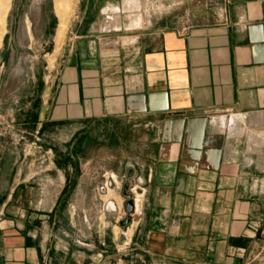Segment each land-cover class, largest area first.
<instances>
[{"label": "crops", "instance_id": "obj_1", "mask_svg": "<svg viewBox=\"0 0 264 264\" xmlns=\"http://www.w3.org/2000/svg\"><path fill=\"white\" fill-rule=\"evenodd\" d=\"M90 1L84 11L101 19L77 37L52 90L0 114V139H22L25 126L66 144L45 151L62 172L45 183L25 171L21 149L0 148V264H241L261 254L264 0H222L218 20L183 29L117 15L142 11L139 0ZM77 161L84 176L89 165L108 170L128 187L121 197L137 200L124 230L93 244L72 236L69 206L86 181L71 195Z\"/></svg>", "mask_w": 264, "mask_h": 264}, {"label": "rangeland", "instance_id": "obj_2", "mask_svg": "<svg viewBox=\"0 0 264 264\" xmlns=\"http://www.w3.org/2000/svg\"><path fill=\"white\" fill-rule=\"evenodd\" d=\"M221 1L139 0L142 11L117 15L122 19L139 17L141 21L150 23L154 27L164 24L168 28L179 26L183 29L218 20L217 14L220 13ZM56 2L57 0H8L6 14L4 13L5 16H3V33L1 32L0 35L1 115H10L11 107L14 108L16 105H22V107L28 105L32 93H41L48 88L52 90L53 80L58 75L71 46L77 41V37L85 33L86 26L90 22L101 19L96 12L84 11V5L90 3V0H62L64 14L62 21L54 7ZM60 20L65 23L61 38L57 35ZM20 130L23 132L22 139H0V148L21 149L24 153L22 163L25 171L32 170L35 177L44 181L43 183L46 179L41 176H49V179L55 181L62 174L57 171L61 169V162L57 164L55 162L57 157H47L45 151L47 149L57 151L66 144L57 137L49 139L38 136L29 127L24 126ZM39 152L40 154L37 155ZM16 158L20 164L19 158ZM3 159L5 164L14 162V156H5ZM104 160L108 162L109 158ZM38 165L44 172H35ZM94 166L89 165L88 172L84 176V168H78V161L76 162L71 195L77 190L74 185L79 179L86 178V181L85 186L79 192L77 191L76 203H71L69 206V209L75 213L72 236L75 238L84 236L89 244H93L95 237L103 238L107 234L110 235L111 230L114 233H121L124 230L119 223L127 216L124 204L131 197L129 192L126 197H121L120 192L123 186L121 179L118 180L113 176L111 180L110 175L114 174ZM107 166L110 165L107 164ZM38 179L35 178L37 181ZM105 181L107 187L103 190L99 189L100 183ZM49 190L52 194H57L61 189L56 186ZM108 199H116L120 209L111 210L107 204ZM83 215H85V221L82 218ZM241 264H264V250L261 254L260 250L253 251Z\"/></svg>", "mask_w": 264, "mask_h": 264}, {"label": "bare ground", "instance_id": "obj_3", "mask_svg": "<svg viewBox=\"0 0 264 264\" xmlns=\"http://www.w3.org/2000/svg\"><path fill=\"white\" fill-rule=\"evenodd\" d=\"M61 3H62V0H57V2H56V6H54L55 7V10H56V13H57V15L61 18V20H62V18H63V16H64V14H63V8H62V6H61ZM54 5H55V3H54ZM7 7H8V0H0V35H1V32H2V28H3V16H5L4 15V13H5V11H6V9H7ZM6 14V13H5ZM60 20V21H61ZM63 21V20H62ZM61 21V23L59 24V26H58V32H57V35H58V37L59 38H61L62 37V34H63V31H64V27H65V23L64 22H62ZM3 33V32H2ZM1 38V37H0Z\"/></svg>", "mask_w": 264, "mask_h": 264}, {"label": "water", "instance_id": "obj_4", "mask_svg": "<svg viewBox=\"0 0 264 264\" xmlns=\"http://www.w3.org/2000/svg\"><path fill=\"white\" fill-rule=\"evenodd\" d=\"M124 195L126 194V190H127V185L125 184L124 186ZM124 210L126 212V217L120 221L119 225L120 227H126L129 223H130V214H133L134 212V203L133 200L129 199L126 200L125 204H124Z\"/></svg>", "mask_w": 264, "mask_h": 264}, {"label": "built area", "instance_id": "obj_5", "mask_svg": "<svg viewBox=\"0 0 264 264\" xmlns=\"http://www.w3.org/2000/svg\"><path fill=\"white\" fill-rule=\"evenodd\" d=\"M110 179L113 180V175H110ZM105 187H107V182L106 181L103 183V186L101 187V190H103ZM136 201L137 200L134 199V205H135Z\"/></svg>", "mask_w": 264, "mask_h": 264}]
</instances>
